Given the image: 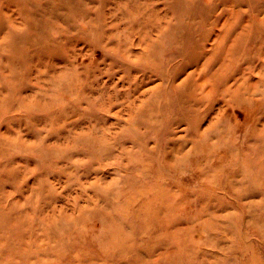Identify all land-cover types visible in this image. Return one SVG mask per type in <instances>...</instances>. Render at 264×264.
Segmentation results:
<instances>
[{"label":"rangeland","instance_id":"1","mask_svg":"<svg viewBox=\"0 0 264 264\" xmlns=\"http://www.w3.org/2000/svg\"><path fill=\"white\" fill-rule=\"evenodd\" d=\"M26 1L0 0V264H264V0Z\"/></svg>","mask_w":264,"mask_h":264},{"label":"bare ground","instance_id":"2","mask_svg":"<svg viewBox=\"0 0 264 264\" xmlns=\"http://www.w3.org/2000/svg\"><path fill=\"white\" fill-rule=\"evenodd\" d=\"M14 1V0H13ZM16 1H18V0H16ZM31 1V0H30ZM30 1H26V3L25 4H27V3H29L30 5H31V3H32V1L30 2ZM47 2H49V1H47ZM20 3H21V0H20ZM34 3V2H33ZM32 3V4H33ZM23 4V3H22ZM28 4V5H29ZM43 4V3H42ZM29 5V6H30ZM36 5H37V3H36ZM44 5H45V3H44ZM51 4H49V6H50ZM34 7H35V5H33ZM48 6V5H47ZM47 6H45V7H47ZM44 7V6H43ZM44 7V8H45ZM23 8V7H22ZM31 8V7H30ZM39 8V7H38ZM53 8V7H52ZM24 9V8H23ZM25 9H26V6H25ZM49 9V8H48ZM37 10V9H36ZM39 10V9H38ZM52 10H55L54 8L52 9ZM28 11H30V10H28ZM32 11V10H31ZM30 11V13H33V11L31 12ZM40 11V10H39ZM46 11V10H45ZM56 14V13H55ZM30 16H35V15H32V14H29ZM54 15V14H53ZM37 16V15H36ZM39 16V15H38ZM191 16H192V14H191ZM41 17V16H40ZM54 17V16H53ZM191 18V17H190ZM43 19V18H42ZM45 19V18H44ZM49 19V18H48ZM190 24H188V26H189ZM190 27V26H189ZM190 29V28H189ZM187 32H188V29H187ZM183 33V32H182ZM186 36V35H185ZM183 37V36H182ZM190 39V38H189ZM221 73H222V71H221ZM66 75V74H65ZM214 75H215V73H214ZM219 76H221V74L219 75ZM68 77V76H67ZM63 82H64V80H62Z\"/></svg>","mask_w":264,"mask_h":264}]
</instances>
